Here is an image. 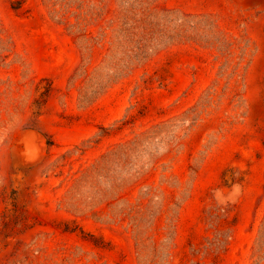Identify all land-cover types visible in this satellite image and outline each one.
Returning a JSON list of instances; mask_svg holds the SVG:
<instances>
[{
	"label": "rangeland",
	"instance_id": "1",
	"mask_svg": "<svg viewBox=\"0 0 264 264\" xmlns=\"http://www.w3.org/2000/svg\"><path fill=\"white\" fill-rule=\"evenodd\" d=\"M0 264H264V0H0Z\"/></svg>",
	"mask_w": 264,
	"mask_h": 264
}]
</instances>
